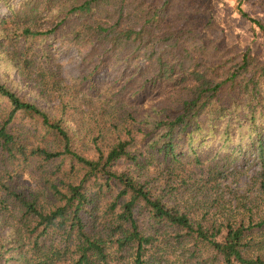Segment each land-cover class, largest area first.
Instances as JSON below:
<instances>
[{
    "label": "trees",
    "instance_id": "1",
    "mask_svg": "<svg viewBox=\"0 0 264 264\" xmlns=\"http://www.w3.org/2000/svg\"><path fill=\"white\" fill-rule=\"evenodd\" d=\"M11 1L0 3L11 10L16 31L0 21V48L9 42L6 48L16 60L25 52L13 49L20 36L45 38L59 32L82 40L89 47L86 57L99 60L84 71L85 83L100 67L115 61L125 68L119 73L125 90L136 88L130 93L133 105L141 99V103L148 101L152 93L166 94V101L152 108L156 119L149 121L147 116L141 122L145 129L138 128L129 113L120 125L109 127L114 130L109 151L96 146L95 156L88 157L73 146L81 124L75 119L72 126L64 119L65 106L64 116L51 117L0 82V97L10 104L0 125V154L5 162L15 161L18 155L44 162L68 159L75 164L73 172L76 166L82 172L78 182L59 179L38 192H19L9 167L0 171V216L12 207L21 211L25 223L12 239H4L14 245L9 248L19 249V259L24 264H110L134 246V264H147V247L155 244V234L162 226L173 229L180 240L212 247L224 264H264L261 255H246L252 244L250 235L255 228L264 229V219L256 224L252 218L248 223L245 219L219 223L209 217V210L202 212L208 209L205 203L194 210L177 201L179 186L196 175L201 176L203 194L207 193L203 188H214L225 178L228 169L218 162L225 160L220 152L226 149H231L225 154L228 159L247 157L250 152L264 167V60L249 53L225 59L208 40L191 37L194 26L175 6L179 0H20L16 6ZM248 20L264 34L263 23ZM161 24L164 32L159 34ZM172 27L175 33L167 34ZM25 72L21 79L25 87L37 82L44 90L51 78L44 74L38 57L27 63ZM61 84L57 80L54 85L60 88ZM88 84L90 90H98ZM62 94L63 100L67 93ZM20 113L39 120L45 138L59 149L29 146L20 140L10 127ZM216 144L211 158L206 150ZM211 162L207 170L204 165ZM124 164L129 168L119 170ZM151 167L153 175H149ZM91 184L98 185L95 194L89 193ZM114 188L117 195L101 217L99 195ZM142 216H147L154 233L147 235L142 229Z\"/></svg>",
    "mask_w": 264,
    "mask_h": 264
},
{
    "label": "rangeland",
    "instance_id": "2",
    "mask_svg": "<svg viewBox=\"0 0 264 264\" xmlns=\"http://www.w3.org/2000/svg\"><path fill=\"white\" fill-rule=\"evenodd\" d=\"M19 1L13 0L11 4L16 6ZM175 6L187 15L191 25L194 26L191 37L198 41L208 40L207 42L218 49L220 55L224 53L225 59L249 53L264 60V34L255 29L248 20L252 18L264 24V0H179ZM11 13L8 7L0 3V21H3L1 25L13 28L12 31L15 32L16 27L11 23L13 18ZM162 32L164 29L161 24L159 34ZM166 33H175V27ZM14 44V51L25 50V52L21 59L16 60L15 54L6 48L9 42L0 48V82L19 93L18 95L24 100L37 105L51 117H61L65 106L64 119L71 122L72 126L75 125V119L81 124L79 136L73 140V146L77 152L85 156L94 157L97 153L96 146L107 153L114 139L111 135L114 130L109 127L120 125L121 121L128 118L126 115L129 113L136 118L137 127L145 129L146 126H141V122H144L147 116L149 121H154L156 115L152 108L166 101V94L158 91L148 95V101L141 103V99L138 105H133L130 101V93L133 94L136 88L125 90L119 75L125 71V68L115 61L109 62L108 67H100L92 80L85 83L82 80L84 71H88L90 64L98 63L99 60L90 61L86 57L89 51L87 44L82 40H76L72 35L58 32L54 36L35 39L20 36ZM35 57H38L41 69H46L44 74L51 77L47 79L46 82L49 83L43 88L44 90L37 82L25 87L21 80L26 77L27 63ZM144 65L145 61H142L140 68L143 69ZM146 77L145 73L142 79ZM57 80L62 81L60 88L54 85ZM88 83L98 86V90H90ZM63 92H66L67 96L62 100ZM66 102L70 104L65 105ZM76 109L78 112L75 111ZM9 110V102L0 97V125ZM10 127L13 133L29 146L59 149L56 148L57 144L53 140L45 138L46 131L43 130L41 122L27 117L24 113L18 114ZM105 127L107 128L104 129ZM215 149L217 144L211 145L206 153L213 158ZM226 150L220 152V157L225 160L222 163L218 162L219 166L228 169L225 178L213 185L214 188H203L207 189V193L203 194L199 183L201 176L196 175L187 184L179 186L181 194L177 196V201L180 204L187 203L194 210L205 203L208 209H202V212L206 213L209 210V217L219 223L227 219L232 221L245 219L248 223L252 218L253 223L256 224L264 219L262 161L250 152L246 153L249 154L247 157L233 155L228 159L225 154L231 149ZM237 158L240 160L236 161ZM4 162L5 159L0 154V171L5 172L6 167H9L12 184L19 192L41 191L49 181L60 179L78 182L82 179L79 167L76 166L73 172L75 164L68 159L44 162L41 158L31 157L26 160L18 155L15 161H10L12 163L7 161L3 164ZM213 163H207L204 167L208 170ZM125 167L129 168V165L119 166V170H124ZM132 167L135 168L134 165ZM190 169L191 167L187 168ZM153 174L151 167L149 175ZM97 187L98 185H89V193L95 194ZM116 195V188L99 195L97 205L101 217ZM194 198L200 203L195 204ZM47 201L49 200H43L45 203ZM142 214L146 215V213ZM21 216V211L12 207L1 213L0 264H24L19 259V249L9 248L14 245L4 241L5 238L12 239L13 234L18 233V229H24L25 223L21 220ZM140 225L147 235L154 233L149 229L147 216L140 217ZM160 227L155 234V244L147 247L148 253L144 257L147 264H224L222 257L212 247L192 240H180L174 236V230L170 227L167 229ZM250 239L252 244L246 250V255L251 258L259 255L264 257V229L255 228ZM7 250L10 251L7 253ZM117 257L110 264H134L136 247L126 248Z\"/></svg>",
    "mask_w": 264,
    "mask_h": 264
}]
</instances>
